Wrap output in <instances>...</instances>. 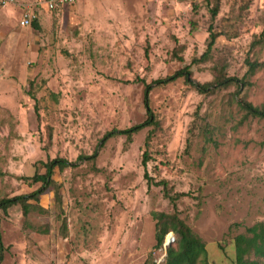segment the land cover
Listing matches in <instances>:
<instances>
[{
  "label": "rangeland",
  "instance_id": "374dc122",
  "mask_svg": "<svg viewBox=\"0 0 264 264\" xmlns=\"http://www.w3.org/2000/svg\"><path fill=\"white\" fill-rule=\"evenodd\" d=\"M21 7L0 5V198L35 191L24 177L51 159L76 164L54 168L26 214L0 211V263L163 264V212L203 241L208 264H232L234 237L264 223V120L238 105L264 104V0H75L34 8L38 28L19 24ZM184 67L195 82L245 84L201 93L181 75L146 108V85ZM148 110L154 123L101 141Z\"/></svg>",
  "mask_w": 264,
  "mask_h": 264
},
{
  "label": "trees",
  "instance_id": "16d2710c",
  "mask_svg": "<svg viewBox=\"0 0 264 264\" xmlns=\"http://www.w3.org/2000/svg\"><path fill=\"white\" fill-rule=\"evenodd\" d=\"M216 14L217 8L212 9L211 16L214 17ZM33 25L35 28H38L36 22H33ZM216 37L217 33L212 30V25H210L208 35L209 41L207 43L205 52L201 55V58H204L206 55H208L215 42ZM247 65L248 71H253L255 70L257 63L247 61ZM189 74L190 71L188 70V68L184 67L171 75L153 80L152 83L147 84L144 89V102L146 108H148L149 91L154 86L165 85L173 81L177 76L181 75L185 76V81L201 93H207L209 91L224 87L232 83L238 85V88H241L245 84L244 81L229 76H221L211 82L199 83L191 80L188 77ZM238 105L247 116L264 120V104H262L261 106H255L252 103L241 98L238 101ZM148 113L150 116L145 121L124 129H112L105 133L101 141L115 134L124 135L126 136V138L131 137L134 133L138 132L142 128L154 123L151 111L148 110ZM95 154L96 152L94 151L89 156L81 155L79 157L83 159H89L94 158L96 156ZM147 159L148 154L146 151H144L142 159L143 165L146 164ZM75 164V162L69 163V161L62 158H54L47 161L43 164V173L36 172L31 177H24L25 180L30 179V181L34 183L40 182L41 185L35 191L27 195L20 194L14 195L12 197L0 198V211L5 214L10 206L20 204L23 214H26L29 207L28 199H36L38 194H40L45 188H47L50 184L53 183L51 176L53 174L54 168L57 167L58 169L62 170L67 166H72ZM144 177L149 178L146 173H144ZM156 184H159L163 187L164 195L168 197L170 201L175 200L174 197L176 198L177 195H169L168 191L165 190L166 184L164 181L160 180L156 182L155 185ZM153 217L157 219L155 227V244L153 248H159L162 246L167 233L172 232L175 237V241L173 243L174 245L170 244L166 247L165 260L163 264H208L205 244L203 243V241L200 240V238L196 234L192 232L191 228L177 216L176 213L169 214L163 212H154ZM233 243L234 253L232 264H264V223L258 222L246 228V233L236 235L234 237ZM4 248L5 247H3L0 233V260L2 259V252Z\"/></svg>",
  "mask_w": 264,
  "mask_h": 264
},
{
  "label": "built area",
  "instance_id": "2783aa9c",
  "mask_svg": "<svg viewBox=\"0 0 264 264\" xmlns=\"http://www.w3.org/2000/svg\"><path fill=\"white\" fill-rule=\"evenodd\" d=\"M75 0H0L1 6H6L9 4H20L22 7V12L19 19V24L21 26H30L36 18L34 8H44L48 11L55 10L56 8L64 7L65 5H70L74 3ZM175 237L172 232L166 234L162 247L164 251L166 247L173 244Z\"/></svg>",
  "mask_w": 264,
  "mask_h": 264
},
{
  "label": "crops",
  "instance_id": "0c3cea01",
  "mask_svg": "<svg viewBox=\"0 0 264 264\" xmlns=\"http://www.w3.org/2000/svg\"><path fill=\"white\" fill-rule=\"evenodd\" d=\"M20 15H21V10H20V13H19V18H20ZM18 21H19V19H18ZM30 264H52V262H50V260H48V259H46V258H44L42 256H39L38 261H32V262H30Z\"/></svg>",
  "mask_w": 264,
  "mask_h": 264
}]
</instances>
